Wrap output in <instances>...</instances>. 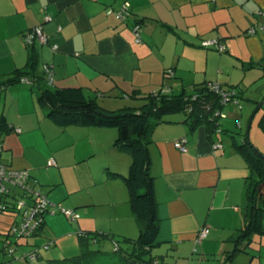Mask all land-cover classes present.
<instances>
[{
    "label": "crops",
    "instance_id": "obj_1",
    "mask_svg": "<svg viewBox=\"0 0 264 264\" xmlns=\"http://www.w3.org/2000/svg\"><path fill=\"white\" fill-rule=\"evenodd\" d=\"M126 2L125 21L116 12ZM37 26L48 36L46 44L35 43L37 76L47 81L48 65L55 88H82L113 111L141 109L160 91L181 95L210 82L231 91L240 86L243 72L246 80L251 69H264V0H0V118L15 129L3 136L0 163L28 170L51 203L50 212L58 206L74 209L79 231L136 238L139 225L126 185L109 173L127 175L132 160L115 146L118 130L61 127L46 116L26 76L8 83L28 71L25 33ZM205 41L216 42L205 46ZM241 118L238 125L243 113ZM167 120L154 129L150 144L161 218L160 246L153 252L164 255L162 264H239L241 253L247 255L244 264H264L263 243L248 253L234 252L248 205L247 161L228 135L220 134L222 147L216 149L205 126L192 129L181 114ZM179 140L187 151L176 148ZM51 158L55 164L49 166ZM16 218L0 212V233ZM204 228L208 236L199 240Z\"/></svg>",
    "mask_w": 264,
    "mask_h": 264
},
{
    "label": "trees",
    "instance_id": "obj_2",
    "mask_svg": "<svg viewBox=\"0 0 264 264\" xmlns=\"http://www.w3.org/2000/svg\"><path fill=\"white\" fill-rule=\"evenodd\" d=\"M28 47L30 48L28 71L18 72L15 77L8 80V83L20 82L21 78L26 76L31 82V88L36 93L38 103L47 109L46 116L61 127H112L118 130L115 146L127 151L132 160L127 175L113 171H109V173L111 176L123 179L128 190L131 209L139 225V234L136 238L80 230L78 236L82 249L81 254L64 259H51L48 264H90L94 259L100 257L115 259V264H162L164 255L153 252L160 246L158 238L161 218L154 177L151 173L150 144L153 141L154 129L159 124L168 121L169 115L178 112L186 113L187 122L190 123L192 129L201 125L205 126L207 137L212 145L215 143L222 145L221 138L228 135L233 146L244 157L252 170L246 193L248 205L245 213V225L236 239L234 252L248 253L247 249H252L254 239L264 237V154L253 143L251 144L246 136L240 137L221 127L220 118L214 117L213 113L216 109L223 110L225 105H223L221 97L212 91L207 83L196 86L191 93L184 92L181 95H171L162 91L151 94L150 101L141 109L123 108L113 111L88 98L82 88H55L49 85L46 80L44 81L43 77L37 76L35 72L39 65L40 54L35 43ZM238 94L235 92L234 98L239 96ZM261 124L264 127V119ZM13 130H15L14 127H11L6 117L2 116L0 118L2 151L4 149L3 136ZM15 193L24 195L23 190L20 193L15 191ZM15 193L12 191L9 194L1 195L0 199V201L5 200L11 203V210L15 208V202L11 200L16 197ZM6 196H9L10 199L7 200ZM15 212L13 210L11 213L16 214ZM48 212H50L49 207L38 214L37 217L41 218V222L32 235L44 233ZM19 221L20 218L17 215L13 223ZM12 237L15 235L11 228L9 231L0 233V242L4 243V249L12 243ZM21 238L24 237H17L16 243ZM106 239L112 240L114 244L111 255L100 248L92 249L90 247L93 243L102 244ZM121 243L126 244V247L121 246ZM14 253V250L13 253L8 252L12 257ZM24 257L22 260L26 262Z\"/></svg>",
    "mask_w": 264,
    "mask_h": 264
},
{
    "label": "rangeland",
    "instance_id": "obj_3",
    "mask_svg": "<svg viewBox=\"0 0 264 264\" xmlns=\"http://www.w3.org/2000/svg\"><path fill=\"white\" fill-rule=\"evenodd\" d=\"M245 73L246 72H243V75L239 76L240 79L238 81L240 82V86L233 89L231 88L232 91L239 93L241 88H244V95L237 99H235V97V100L229 102V105L232 102H237L239 104H237V107L228 106L224 108L222 110L223 117H220V120L222 121V126L230 130L228 131L229 133H236V135L240 137L246 136V138H249L251 144H254L255 142L264 150V127L261 125V121L264 119V105L259 108L261 103L264 102V69H251V72L248 71L246 80L244 78ZM260 93L261 95H258ZM259 96L260 98L262 97L260 103L255 104L253 98ZM231 108H234L232 112L230 111ZM241 113H243L244 116L243 125H238L237 122L239 119H242ZM176 114L186 115L184 112H178ZM237 118L239 119L237 120ZM37 187L38 184L36 185V189ZM15 191L20 193L21 190L16 188ZM27 200L28 204H32L30 199ZM57 210V212L52 210V212L47 214V227L44 230V233L21 238L17 243V239L12 237V243L5 249L4 243L0 242V264H28L27 262H24L22 258L26 254L32 252L36 257L30 262V264H48L51 259H64L81 254L82 249L78 236L79 230L77 227V219L68 217L60 210L59 206ZM260 243L264 244V237H256L252 243V247L259 246ZM121 244V246L126 247V244ZM90 247L92 249L100 248L102 251L111 255L114 249V244L112 240L106 239L102 244L98 245L93 243ZM262 248L264 254V247H261V249ZM10 250L15 251L13 257L8 254ZM241 254V256L237 257V263L244 264L247 255L245 253ZM115 262V259L100 257L94 259L90 264H115Z\"/></svg>",
    "mask_w": 264,
    "mask_h": 264
},
{
    "label": "built area",
    "instance_id": "obj_4",
    "mask_svg": "<svg viewBox=\"0 0 264 264\" xmlns=\"http://www.w3.org/2000/svg\"><path fill=\"white\" fill-rule=\"evenodd\" d=\"M111 12V10H109ZM116 15L121 20H127L130 15V4L128 2L124 3L122 8L116 12ZM136 32L137 41H140L139 35V26L135 25L134 28ZM256 30L252 28L249 30L250 33H254ZM25 42L28 45L34 44L39 42L40 44H46L48 42V36L45 33L42 26H37L30 31L25 33ZM216 41H205L204 45L209 46L214 44ZM219 49L224 50L225 45L219 44ZM54 49H57V46H53ZM45 72L47 75V82L49 85H53V71L52 69L46 65ZM167 74L172 76L174 74L173 70H168ZM27 82L31 83L28 79H25ZM208 87L217 93L221 97V101L223 105L234 100V91L225 90L221 87L219 83L210 82L207 83ZM164 92V91H162ZM195 98V96H194ZM214 117H223L222 110L216 109L213 113ZM176 148L180 149L181 151H187V147L185 145V140H179L175 143ZM214 148H220L222 145L220 143H215L213 145ZM2 152V145L0 144V154ZM55 164V160L51 158L48 160V165L51 166ZM38 180L32 178L30 172L26 169H14L0 163V194L6 195L7 193H11L12 191L15 193V189L19 188L23 190L24 195L16 194L15 198H11L12 201L15 202L14 209L16 214L19 216L20 221L18 223L14 222L11 227V231L15 237H29L31 236L38 228L41 222V218L37 217L38 214L44 212L48 209L49 205L51 204L48 198L42 194L39 190L36 189V185ZM12 188H14L12 190ZM7 200L10 199L9 196H6ZM27 199L32 201V204L27 203ZM11 203L2 200L0 201V212H12L11 210ZM61 211H63L68 217L72 219H78L80 215L76 213L74 209L59 207ZM209 233L208 228H204L199 235V240H202L207 237ZM10 253H13V250H10ZM36 257V255L32 252L30 254H26L24 259L25 261L30 264V262Z\"/></svg>",
    "mask_w": 264,
    "mask_h": 264
},
{
    "label": "water",
    "instance_id": "obj_5",
    "mask_svg": "<svg viewBox=\"0 0 264 264\" xmlns=\"http://www.w3.org/2000/svg\"><path fill=\"white\" fill-rule=\"evenodd\" d=\"M263 103H264V102H262L260 106H262V105H263Z\"/></svg>",
    "mask_w": 264,
    "mask_h": 264
}]
</instances>
